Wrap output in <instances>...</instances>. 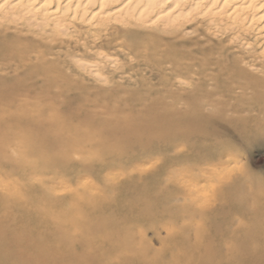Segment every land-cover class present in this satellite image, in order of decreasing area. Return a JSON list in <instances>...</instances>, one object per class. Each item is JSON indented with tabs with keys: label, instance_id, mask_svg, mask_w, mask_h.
<instances>
[{
	"label": "bare ground",
	"instance_id": "bare-ground-1",
	"mask_svg": "<svg viewBox=\"0 0 264 264\" xmlns=\"http://www.w3.org/2000/svg\"><path fill=\"white\" fill-rule=\"evenodd\" d=\"M191 22L196 25L187 29ZM78 24L85 25L94 40L105 42L94 41L91 51L111 47L112 37L106 33L112 25L152 31L126 32L136 42H157L150 43V55L168 41L157 32L182 41L183 35L203 27L207 35L223 30L236 38L248 35L264 57V0H0L4 40L12 42L14 35L69 36L70 28ZM59 44L72 54L80 51L70 42ZM166 47L163 56L172 55L170 43ZM98 65L81 68L89 67V74L100 81ZM86 116L92 117L90 112ZM202 118L173 115L159 122L149 112L144 124L117 116L96 120L93 132L55 122L45 113H15L0 120L3 143L30 135L31 142L17 148L34 150L37 145L51 153L75 149L95 153L85 159L86 179L99 185L86 184L74 192V201L67 202L65 222L54 226L62 228L63 236L60 241L53 239L48 259L62 264H264V225L249 231L243 224L247 178L240 171V151L231 146L247 140L243 128L236 127L240 120L224 119L232 132L225 137L201 125ZM178 124L171 134L158 136L160 128L169 130ZM102 131L101 149L96 137ZM178 139L183 142L173 143ZM13 152L0 155V171H7L4 164L9 165L22 184L13 189L0 186V264H34V249L44 237L36 239L31 228L38 217L30 196L38 166ZM35 154L40 162L49 159L44 155L49 152ZM81 203L86 207L81 209ZM56 206L65 202L57 201ZM149 231L159 239V246L147 238Z\"/></svg>",
	"mask_w": 264,
	"mask_h": 264
},
{
	"label": "rangeland",
	"instance_id": "rangeland-1",
	"mask_svg": "<svg viewBox=\"0 0 264 264\" xmlns=\"http://www.w3.org/2000/svg\"><path fill=\"white\" fill-rule=\"evenodd\" d=\"M195 25L191 22L186 28ZM200 28L199 32L183 35L182 41L171 39L173 34L157 32L168 41L164 40L166 43L163 41L159 45V52L151 55L148 51L150 43L157 42H136L137 39L126 32L152 31L132 27L112 25L106 33L112 37L111 47L99 52L88 49L95 46L94 41L100 44L105 43L102 42L104 40H94L87 34V27L83 24L71 27L69 36L14 35L11 37L12 42L1 37L0 120L15 113H45L55 122H65L67 125L80 126L83 131L93 132L97 126L96 120L111 121L117 116L145 124L149 112H153L159 122L173 115L190 118L199 114L203 116L201 125L230 137L231 128L225 126L224 119H239L241 124L236 127L243 128L247 140L231 146L240 151L237 158L240 171L247 178V192L242 199L245 211V215H242L243 224L245 230L249 231L252 229L250 227L263 226L264 57L248 35L236 38L228 30L216 36L209 32L207 35V31ZM59 41L70 42L80 51L72 54L66 48H60ZM168 43L173 47L174 51L171 52L174 56H163ZM49 48L54 49L53 52ZM133 49L143 56L134 54ZM84 64H99L100 81L89 74V67L88 70L81 68ZM88 112L91 118H87ZM92 118L96 124L91 121ZM179 126L169 130L160 128L158 136L171 134L168 132L177 130ZM101 134L96 137V141L102 149L103 131ZM2 137L0 134V155H13V151H17L21 160H30V163L38 166L33 175L34 188L30 195L38 209V217H35L31 228L36 239L44 237L37 241L34 249V264H62L48 259L50 246L55 244L53 239L59 240L63 236L62 228L55 229L54 226L65 222L69 208L67 202L74 201L72 195L75 191L85 189L86 184L99 185L94 179H86L85 159L95 153L76 149L51 153L48 147L42 149L37 145L34 150L25 147L20 149L17 145L24 146L27 140L30 141V135L16 136L17 140L11 138L8 143H3ZM178 142L182 143L183 139L173 140V143ZM197 143L208 142L199 140ZM34 151L37 154L49 152V155L44 154L49 159L40 162ZM4 167L7 171H0V186L20 188L21 177H17L9 165L4 164ZM71 184H74L73 189L68 187ZM57 201L65 202V206H56ZM81 204V209L86 207L84 203ZM73 216L76 213L73 212ZM49 230L52 232L46 233ZM146 236L152 239L154 246H159V239L153 236L152 231Z\"/></svg>",
	"mask_w": 264,
	"mask_h": 264
}]
</instances>
